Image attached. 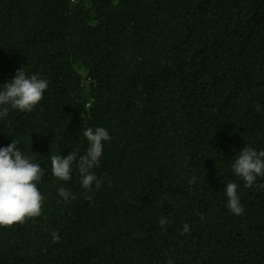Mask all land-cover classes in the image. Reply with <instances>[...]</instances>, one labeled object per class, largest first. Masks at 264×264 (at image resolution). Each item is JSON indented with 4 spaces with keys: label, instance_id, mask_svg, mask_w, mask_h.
Returning a JSON list of instances; mask_svg holds the SVG:
<instances>
[{
    "label": "trees",
    "instance_id": "trees-1",
    "mask_svg": "<svg viewBox=\"0 0 264 264\" xmlns=\"http://www.w3.org/2000/svg\"><path fill=\"white\" fill-rule=\"evenodd\" d=\"M22 67L48 87L9 106L0 148L40 165L44 201L0 227V264H264V177L232 172L244 146L264 151V0H0V86ZM96 127L101 186L76 161L55 178L50 157L85 155Z\"/></svg>",
    "mask_w": 264,
    "mask_h": 264
},
{
    "label": "clouds",
    "instance_id": "clouds-1",
    "mask_svg": "<svg viewBox=\"0 0 264 264\" xmlns=\"http://www.w3.org/2000/svg\"><path fill=\"white\" fill-rule=\"evenodd\" d=\"M48 87V81L37 75L26 76L23 67L16 73L14 79L0 86V118L8 115L9 106L21 112H30L43 99V93ZM260 110L259 105L256 106ZM89 147L85 155L78 156L72 151L66 158L60 155L50 157L52 175L62 181L71 179V166L77 162V169L81 177V186L89 189L95 182L96 187L101 186V181L90 171L100 164L103 152V142L110 140L108 131L103 127L95 130L88 128L83 133ZM17 141L7 147L0 148V227H12L23 224L26 220L38 217L42 213L44 197L41 195L37 182L43 176V169L38 163L32 162L31 157H26L17 149ZM232 172L242 179L244 186L251 188L257 177H264V151H257L252 147L244 146L232 164ZM195 177L189 182H194ZM264 189V184L257 185ZM227 199V208L236 216L243 214L244 209L237 195V184L227 183L224 188ZM59 196L65 200L71 199V194L65 189H59ZM167 220L161 218L159 224L165 225ZM185 224L183 231H189ZM53 239L58 240L53 233Z\"/></svg>",
    "mask_w": 264,
    "mask_h": 264
}]
</instances>
